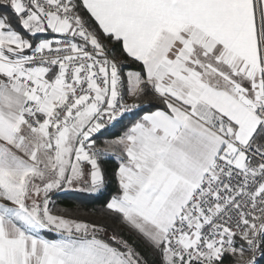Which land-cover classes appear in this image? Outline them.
Returning a JSON list of instances; mask_svg holds the SVG:
<instances>
[{
	"label": "snow or ice",
	"instance_id": "snow-or-ice-1",
	"mask_svg": "<svg viewBox=\"0 0 264 264\" xmlns=\"http://www.w3.org/2000/svg\"><path fill=\"white\" fill-rule=\"evenodd\" d=\"M262 260L264 0H0V264Z\"/></svg>",
	"mask_w": 264,
	"mask_h": 264
},
{
	"label": "trees",
	"instance_id": "trees-1",
	"mask_svg": "<svg viewBox=\"0 0 264 264\" xmlns=\"http://www.w3.org/2000/svg\"><path fill=\"white\" fill-rule=\"evenodd\" d=\"M104 200V197H92L87 193L80 191H66L58 194L57 203L62 206H68L70 208H75L77 202L82 201L80 205L81 209L85 212L88 210L99 206ZM84 218H91L90 216H85ZM261 264H264V260L261 261Z\"/></svg>",
	"mask_w": 264,
	"mask_h": 264
}]
</instances>
